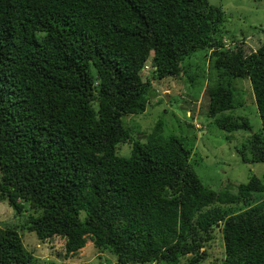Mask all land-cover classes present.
<instances>
[{
	"label": "trees",
	"instance_id": "16d2710c",
	"mask_svg": "<svg viewBox=\"0 0 264 264\" xmlns=\"http://www.w3.org/2000/svg\"><path fill=\"white\" fill-rule=\"evenodd\" d=\"M222 21L209 0H0V199L28 211L22 224L0 225V264L40 263L21 229L62 238L65 259L90 239L116 264H200L218 229L223 264H264V200L229 215L221 207L264 191L262 180L215 191L160 123L145 141L123 123L144 112L152 81L183 77L182 61L203 50L207 116L248 130L237 152L264 163V43L224 41ZM233 78L250 82L258 132L230 113L241 105Z\"/></svg>",
	"mask_w": 264,
	"mask_h": 264
},
{
	"label": "rangeland",
	"instance_id": "374dc122",
	"mask_svg": "<svg viewBox=\"0 0 264 264\" xmlns=\"http://www.w3.org/2000/svg\"><path fill=\"white\" fill-rule=\"evenodd\" d=\"M209 2L223 11L219 36L224 41L230 43L237 40L247 41L254 49L264 43V0H209ZM146 63H149V60ZM181 65L186 70V75L183 74L181 78L155 79L152 81L150 103L144 112L123 117V123L130 130L131 137L145 141V135L149 136L155 125L160 123L161 136L175 135L192 149L191 163L195 171L202 182L215 191H221L227 186L235 188L238 184L247 182L252 175L258 176L264 183V163L243 162L237 152V148L248 138V130L227 132L216 127L213 119L207 116L210 62L206 52L196 51L185 58ZM188 74L193 77V83L188 81ZM232 87L236 91L235 98L241 105L230 113L246 117L252 131H260L261 121L249 80L233 78ZM131 144V141L119 144L117 153L129 156ZM261 200H264V191L255 192L250 199L235 205L221 207L223 212L229 215ZM27 213L28 211H24L22 214H15L14 209L5 200L0 199V225L22 224ZM18 231L25 248L40 259L38 264H63L67 261L90 263L98 261L99 257L105 262L116 264V259L109 250L96 248L90 239L76 254L65 259L64 241L59 236L42 242L34 232L26 229ZM201 249L204 251V257L200 264H223L226 254L220 230L216 229L212 238L206 241Z\"/></svg>",
	"mask_w": 264,
	"mask_h": 264
},
{
	"label": "built area",
	"instance_id": "2783aa9c",
	"mask_svg": "<svg viewBox=\"0 0 264 264\" xmlns=\"http://www.w3.org/2000/svg\"><path fill=\"white\" fill-rule=\"evenodd\" d=\"M146 67H148V65H147V64H145V66H144V69H145Z\"/></svg>",
	"mask_w": 264,
	"mask_h": 264
},
{
	"label": "clouds",
	"instance_id": "9594fccd",
	"mask_svg": "<svg viewBox=\"0 0 264 264\" xmlns=\"http://www.w3.org/2000/svg\"><path fill=\"white\" fill-rule=\"evenodd\" d=\"M147 65H149L148 63H146ZM143 66H145V64L143 65ZM144 69V68H143Z\"/></svg>",
	"mask_w": 264,
	"mask_h": 264
}]
</instances>
